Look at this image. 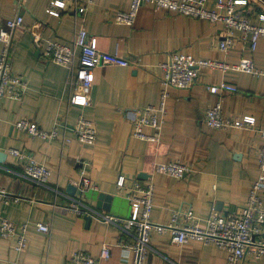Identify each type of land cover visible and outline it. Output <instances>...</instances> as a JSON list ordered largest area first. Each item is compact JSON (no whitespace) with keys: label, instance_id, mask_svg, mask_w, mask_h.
<instances>
[{"label":"crops","instance_id":"crops-1","mask_svg":"<svg viewBox=\"0 0 264 264\" xmlns=\"http://www.w3.org/2000/svg\"><path fill=\"white\" fill-rule=\"evenodd\" d=\"M85 2L86 0H78ZM218 0H206L213 8ZM49 0H0V27L5 19L20 14L23 25L14 31L10 53L11 70L21 75L26 90L20 100H0V150L6 153L0 163V188L19 196L18 202L0 200V219L26 224L27 247L14 249L15 237H0V264H71L75 251L98 255L102 244L110 248V257L99 264H131L120 245L131 238L113 223L91 219L88 226L79 216L63 207L74 199L95 208L100 192L112 195L107 212L127 217L130 212L125 191H118V176L139 179L154 186L151 219L168 223L173 210L190 207L200 223L211 207L220 213L235 212L244 205L251 183L258 174V153L262 138L255 131L230 127L214 129L204 123L205 110L220 103L223 116L238 119L252 115L256 126H264V76L243 71L203 68L191 87H164L160 83L159 64L172 51L193 58L216 59L235 64L251 56L254 65L264 69V37L250 54L248 45L236 41L226 52L218 48L225 36L221 22H210L178 13L154 10L143 4L131 26L116 23L115 13L126 11L129 0H92L85 12H73L74 0L59 17L46 11ZM257 7L250 18L256 20ZM84 27L97 39L98 48L128 60L127 66L105 65L94 69L89 105L79 107L68 102L71 89L68 70L54 62H45L42 46L33 41L32 31L43 40L69 43ZM1 50V43H0ZM221 81L232 83L236 92L212 94L207 86ZM162 89L167 92L166 112L158 142L131 135L133 112L156 104ZM90 119L96 128L93 144L79 143L73 127L78 116ZM29 119L45 130L57 127L54 140H44L17 129L14 123ZM151 133V129H145ZM67 138V142L63 140ZM10 148L25 150L51 170L44 185L22 176L23 162L7 154ZM179 160L190 165L182 178L155 173L156 163ZM85 170L94 188L80 195L66 191L68 184L80 179ZM76 187V186H75ZM82 196V197H80ZM264 199V190L260 192ZM47 223L48 233L36 229ZM144 264H227L225 251L213 243L190 240L172 243L169 233H153ZM241 264H264V256H246Z\"/></svg>","mask_w":264,"mask_h":264},{"label":"built area","instance_id":"built-area-1","mask_svg":"<svg viewBox=\"0 0 264 264\" xmlns=\"http://www.w3.org/2000/svg\"><path fill=\"white\" fill-rule=\"evenodd\" d=\"M73 1V0H72ZM68 0H49L46 11L49 15L59 17L67 11ZM92 0H86L91 3ZM85 2L74 0L73 12L83 14ZM150 4L154 10L178 13L184 16L205 19L210 22H221L224 25L225 36L218 43V48L226 52L238 40L248 45L252 54L260 38L264 37V0H218L213 8L206 7V0H129L126 11L118 10L114 21L131 26L140 7ZM257 7L256 20L250 18L251 8ZM23 18L16 14L5 19L0 27V100L13 98L20 100L26 90V82L21 75L12 72L10 53L14 41V31L22 27ZM33 41L42 46L41 57L45 62H54L68 70V84L71 92L68 102L79 107L89 105V93L94 80V69L105 65L127 66L128 60L98 48L97 39L89 36L84 27H80L69 43L54 40H43L32 31ZM161 70L160 83L164 87L188 88L193 85L201 69H216L220 71L236 70L253 75L264 76V69L254 65L251 56L239 59L235 64H228L216 59L193 58L180 51H172L166 60L159 64ZM212 94L223 91L236 92L237 87L225 81L207 86ZM167 92L162 89L156 104L136 109L131 119V135L141 140L158 142L159 132L166 112ZM204 123L214 129L230 127L244 128L255 131L262 138V147L258 153V174L251 183L244 205L235 212L223 214L211 207L207 217L200 223L190 207L173 210L168 223H158L151 219L153 209L154 186L143 183L139 179H129L120 175L115 181L118 191H125L129 200L130 212L127 217H118L107 212L97 211L85 205L76 198L63 209L76 215H91L97 221L113 223L131 238L122 243L120 249L124 258L130 256L131 264H144L150 251V237L153 233H169L172 243H185L190 240L203 244L213 243L226 253L227 264H241L246 256L253 259L264 256V199L260 192L264 190V126H256L252 115H243L238 119L223 116L219 102L208 107L204 113ZM14 126L31 136L44 140L57 139V127L45 130L33 120L19 119ZM145 129H151L146 133ZM76 140L82 144H93L97 138L94 123L84 115L78 116L73 127ZM65 138L63 142H67ZM7 154L23 162L22 176L38 185H44L51 170L44 164L32 158L25 150L10 148ZM155 173L166 174L174 178H182L191 172L189 164L175 160L167 163H156ZM80 179L73 182L80 195L94 188L85 170L81 171ZM82 197V196H80ZM21 198L0 188V200L18 202ZM36 229L48 233L47 223L37 222ZM0 237H15L14 249L24 250L28 245L26 224H16L6 218L0 219ZM110 257V248L102 244L98 255L92 256L83 251H75L69 262L71 264H99L101 260Z\"/></svg>","mask_w":264,"mask_h":264},{"label":"water","instance_id":"water-1","mask_svg":"<svg viewBox=\"0 0 264 264\" xmlns=\"http://www.w3.org/2000/svg\"><path fill=\"white\" fill-rule=\"evenodd\" d=\"M5 157H6V153H4L3 151L0 150V163L4 162ZM148 176L149 175L145 172H139L137 175V178L138 179H146V178H148ZM66 191L70 195H74V193L76 191V187L72 184H68L66 187ZM111 199H112V195L100 192L97 196L95 208L97 210L108 211L109 210V202L111 201ZM83 219L85 221V224L88 226V224H90V222H91L92 216L85 214V215H83Z\"/></svg>","mask_w":264,"mask_h":264}]
</instances>
